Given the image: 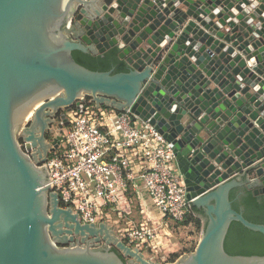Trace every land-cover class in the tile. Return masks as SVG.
<instances>
[{"label":"water","instance_id":"95a60500","mask_svg":"<svg viewBox=\"0 0 264 264\" xmlns=\"http://www.w3.org/2000/svg\"><path fill=\"white\" fill-rule=\"evenodd\" d=\"M113 46L127 70L90 69L71 53ZM84 94L129 106L172 142L202 211L188 254L154 262L48 190L38 165ZM242 186L264 194V0H0V264H264V254L224 249L232 220L264 233L231 206L230 189Z\"/></svg>","mask_w":264,"mask_h":264},{"label":"built area","instance_id":"2783aa9c","mask_svg":"<svg viewBox=\"0 0 264 264\" xmlns=\"http://www.w3.org/2000/svg\"><path fill=\"white\" fill-rule=\"evenodd\" d=\"M80 101L84 107L72 105L65 110L68 121L66 132H62L64 146L49 151L38 165L51 179L46 185L48 190L58 192L61 205L70 206L82 222L98 223L104 218V208L118 204L136 178L164 216L176 222L184 220L190 199L175 164L172 142L152 124L140 120L129 106L120 110L113 107L116 111L96 106L87 94ZM52 131L54 136L57 130ZM18 144L30 156V144L21 138ZM246 177L252 179L253 175L247 173ZM119 238L143 251L153 247L155 226L131 224Z\"/></svg>","mask_w":264,"mask_h":264},{"label":"crops","instance_id":"0c3cea01","mask_svg":"<svg viewBox=\"0 0 264 264\" xmlns=\"http://www.w3.org/2000/svg\"><path fill=\"white\" fill-rule=\"evenodd\" d=\"M109 107L116 111L113 106ZM197 213V208L189 205L186 219L180 222L164 216L154 205L142 181L135 178L118 204L104 208L102 220L108 221L117 236L131 224L146 222L155 226L153 247L143 250L144 255L154 262L169 263L195 248L203 223Z\"/></svg>","mask_w":264,"mask_h":264},{"label":"trees","instance_id":"16d2710c","mask_svg":"<svg viewBox=\"0 0 264 264\" xmlns=\"http://www.w3.org/2000/svg\"><path fill=\"white\" fill-rule=\"evenodd\" d=\"M71 53L78 63L90 69L108 70L112 68L113 72L127 70L124 61L118 57L116 46L110 47L103 53L84 52L78 49L72 50ZM103 106L107 107V105ZM229 199L231 206L235 210L241 211L246 219L264 223V194L254 193L253 189L245 186L233 187L229 191ZM197 211L202 212L200 209ZM196 221L198 222L199 219L197 218ZM111 249H114L126 261L117 248L111 246ZM224 249L230 254L263 255L264 233L250 229L238 220H232L224 238Z\"/></svg>","mask_w":264,"mask_h":264},{"label":"rangeland","instance_id":"374dc122","mask_svg":"<svg viewBox=\"0 0 264 264\" xmlns=\"http://www.w3.org/2000/svg\"><path fill=\"white\" fill-rule=\"evenodd\" d=\"M86 95V94H85ZM67 115L70 117V118H72V115H71V112H67ZM32 118V117H31ZM25 120H27V117L25 118ZM60 119H59V117H58V115L56 116V121L53 123V125H52V130L54 129L55 131L57 130L58 131V128H57V124H56V122H58ZM29 121V120H28ZM66 129H67V125H63V133H65L66 132ZM20 134V132L18 133V135ZM48 139H50L51 138V136L53 135V131H48ZM60 146H64V141H63V139H61V141H60V143L58 144V147H60ZM100 244H103V242H100ZM147 248H145V249H143V250H146ZM126 258L128 259V257L126 256Z\"/></svg>","mask_w":264,"mask_h":264},{"label":"bare ground","instance_id":"6f19581e","mask_svg":"<svg viewBox=\"0 0 264 264\" xmlns=\"http://www.w3.org/2000/svg\"><path fill=\"white\" fill-rule=\"evenodd\" d=\"M37 104H39V103H37ZM36 104V105H37ZM35 105V106H36ZM33 109V110H32ZM32 109L29 111V113L24 117V120H25V118L27 117V119L29 118V116L32 114V112L34 111V107H32Z\"/></svg>","mask_w":264,"mask_h":264},{"label":"flooded vegetation","instance_id":"af4514ba","mask_svg":"<svg viewBox=\"0 0 264 264\" xmlns=\"http://www.w3.org/2000/svg\"><path fill=\"white\" fill-rule=\"evenodd\" d=\"M48 131H49V130L46 131V134H48Z\"/></svg>","mask_w":264,"mask_h":264}]
</instances>
